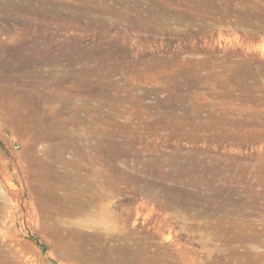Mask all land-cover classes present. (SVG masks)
<instances>
[{"label":"rangeland","instance_id":"rangeland-1","mask_svg":"<svg viewBox=\"0 0 264 264\" xmlns=\"http://www.w3.org/2000/svg\"><path fill=\"white\" fill-rule=\"evenodd\" d=\"M1 254L264 264V0H0Z\"/></svg>","mask_w":264,"mask_h":264},{"label":"bare ground","instance_id":"bare-ground-1","mask_svg":"<svg viewBox=\"0 0 264 264\" xmlns=\"http://www.w3.org/2000/svg\"><path fill=\"white\" fill-rule=\"evenodd\" d=\"M9 5V4H8ZM84 6V5H83ZM26 8V7H25ZM82 8V7H81ZM38 10V9H37ZM70 10V9H69ZM72 10H75V9H72ZM68 11V10H67ZM76 11V10H75ZM63 12V11H62ZM71 12V11H70ZM73 12V11H72ZM139 12V11H138ZM119 13V12H118ZM124 13V12H123ZM140 13H143V12H140ZM115 14V13H114ZM72 15V14H71ZM117 15V14H116ZM120 15V14H119ZM125 15V14H124ZM131 15V14H130ZM136 15V14H135ZM76 16V15H75ZM84 16H86L85 14H84ZM123 15H121L120 16V18L122 17ZM137 16V15H136ZM76 18H78V17H76ZM86 18V17H85ZM148 18V17H147ZM84 20V19H83ZM107 22V21H106ZM133 22V21H132ZM137 23V22H136ZM135 23V24H136ZM102 25V24H101ZM105 25H106V23H105ZM159 25V24H158ZM112 26V25H111ZM117 26V25H116ZM136 26V25H135ZM144 27V26H143ZM115 28V27H114ZM138 29V28H137ZM153 29V28H152ZM155 29H156V27H155ZM134 30H135V28H134ZM159 31H161V30H159ZM155 32H158V31H155ZM153 33H154V29H153ZM50 128V127H49ZM51 129V128H50ZM44 132V131H43ZM50 132V131H49ZM48 133V132H47ZM46 133V134H47ZM28 134V133H27ZM33 134V133H32ZM44 135V134H43ZM60 135H62V133L60 134ZM38 136H39V134H38ZM48 138H47V140L48 141H52L53 140V138H54V133H52V131H51V133H48ZM75 137V136H74ZM76 138V137H75ZM45 139H46V137H45ZM45 139H42V140H45ZM74 139V138H73ZM78 139V138H77ZM75 140V139H74ZM34 141V140H33ZM41 141V140H40ZM24 142V141H23ZM37 142H39V141H37ZM65 142V141H64ZM76 142V141H75ZM34 143V142H33ZM40 143V142H39ZM73 145V144H72ZM32 146H34V145H32ZM61 146H63V144L61 145ZM70 146V145H69ZM29 148V147H28ZM27 148V149H28ZM47 147H45V149H46ZM54 147L53 146H50L49 147V149H46L44 152H50V150L51 149H53ZM58 148V147H57ZM63 147H61V149H62ZM73 148V147H72ZM76 148H78V147H76ZM33 149V148H32ZM56 149V148H55ZM64 149V148H63ZM38 151H40V150H38ZM72 151V150H71ZM30 152V151H29ZM43 152V151H42ZM43 152V153H44ZM48 152V153H49ZM57 152V155H59L60 156V153L61 154H63V152H61L59 149L56 151ZM80 152V151H79ZM32 153V152H31ZM30 153V154H31ZM48 153L47 154H45V155H48ZM51 153H55V152H51ZM64 153H65V151H64ZM81 153V152H80ZM80 153H78L79 155H80ZM38 154V153H37ZM75 154H77V152L75 153ZM83 154L81 153V157H83L82 156ZM48 157V156H47ZM57 157V156H56ZM76 157V156H75ZM40 158V157H39ZM46 158V157H45ZM64 158V157H63ZM36 159V158H35ZM39 160V159H38ZM35 161V160H34ZM39 161H41V160H39ZM43 162V161H42ZM31 163V162H30ZM38 163V162H37ZM44 163V162H43ZM47 165H48V163H46ZM32 165H33V162H32ZM47 165H43V164H41V163H38V164H36L34 167H33V170H32V173L34 174V175H36L37 173L39 174V177H40V180H39V182H38V185H37V191L40 193L39 194V196H43V203H45L46 205H47V203H46V198L48 197L47 196V194L49 193V189L47 188V182L49 181V172L47 171V169L49 168ZM31 168V167H30ZM31 170V169H30ZM53 170V169H52ZM50 171V170H49ZM54 171V170H53ZM29 173V172H28ZM57 173V172H56ZM52 174V173H51ZM55 174V173H54ZM31 177V176H30ZM36 178V177H35ZM57 178V177H56ZM60 179H61V177H60ZM33 184V183H32ZM55 185V184H54ZM32 185H30V187H31ZM84 190V189H83ZM46 194V195H45ZM51 196V195H50ZM40 198V197H39ZM51 198V197H50ZM49 198V199H50ZM56 200V199H55ZM40 201H41V198H40ZM48 201V200H47ZM50 202V201H49ZM39 205H40V203H39ZM45 206V205H44ZM48 206V205H47ZM46 207V206H45ZM52 209V208H51ZM49 210V209H48ZM46 224H48V222L46 223ZM45 228H48V227H45ZM46 230V229H45ZM5 235H7V234H5ZM10 235V234H9ZM6 238V237H5ZM247 239H248V237H247ZM240 240V239H239ZM252 240V239H251ZM82 241V240H81ZM257 241V240H256ZM248 242V241H247ZM250 242V241H249ZM134 243V242H133ZM17 244H20V246L19 245H17L18 247H19V250H20V252H22V253H20V254H23V252H31L32 251V247H31V245L29 244V243H22L21 241H18L17 242ZM135 244V243H134ZM16 249V248H15ZM4 253V252H3ZM26 254V253H25ZM95 254V253H94ZM27 255V254H26ZM243 255V254H242ZM0 256H2V254L0 255ZM21 256V255H20ZM3 257V256H2ZM120 257V256H119ZM29 258V257H28ZM1 259V258H0ZM26 259V258H25ZM97 260H99V259H97ZM1 261V260H0ZM30 261V260H29ZM3 262V261H2ZM32 263V262H31ZM104 263V262H103ZM129 263V262H128ZM121 264H122V262H121Z\"/></svg>","mask_w":264,"mask_h":264}]
</instances>
